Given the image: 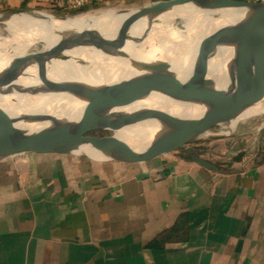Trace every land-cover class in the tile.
Returning <instances> with one entry per match:
<instances>
[{
	"label": "crops",
	"instance_id": "obj_1",
	"mask_svg": "<svg viewBox=\"0 0 264 264\" xmlns=\"http://www.w3.org/2000/svg\"><path fill=\"white\" fill-rule=\"evenodd\" d=\"M130 1L141 0L85 7ZM7 8L67 6L0 0ZM188 145L130 158L50 150L0 160V264H264V155L216 162Z\"/></svg>",
	"mask_w": 264,
	"mask_h": 264
},
{
	"label": "water",
	"instance_id": "obj_2",
	"mask_svg": "<svg viewBox=\"0 0 264 264\" xmlns=\"http://www.w3.org/2000/svg\"><path fill=\"white\" fill-rule=\"evenodd\" d=\"M202 7L209 9H238L241 17L233 24L209 37L202 44L192 75L182 80L169 69L162 70L144 61L129 58L125 51L129 40L128 28L144 17H159L175 9ZM45 11L7 8L0 9V23L14 15L40 16ZM52 17L70 19L45 12ZM77 46H92L110 55L129 59L140 70L139 76L116 88H85L80 98L85 102L78 120L35 117L27 122L48 121L46 126L28 130L18 126L0 106V160L24 152L57 150L76 153L83 146L107 158H130L146 154H163L179 150L194 139L205 134L211 138L223 135L209 131L223 120L233 121L240 113L264 98V1L246 0H162L137 9L121 25L114 38L104 36L98 30H83L70 34L61 46L48 52H35L14 62L0 77V94L9 92L11 86L24 75L26 69L37 65L43 83L62 89L69 80H51L47 64L52 60H66L65 52ZM222 47L232 48L233 56L228 64L229 84L219 88L208 77L209 62ZM152 92L164 93L178 101L192 103L203 108V113L194 117H181L159 109L128 108ZM153 120L157 127L150 142L136 149L116 133L137 123ZM98 131L110 135L98 136ZM85 156L86 154H78ZM246 155L241 150L234 157L241 162ZM190 157L210 170L218 167L198 153Z\"/></svg>",
	"mask_w": 264,
	"mask_h": 264
},
{
	"label": "bare ground",
	"instance_id": "obj_3",
	"mask_svg": "<svg viewBox=\"0 0 264 264\" xmlns=\"http://www.w3.org/2000/svg\"><path fill=\"white\" fill-rule=\"evenodd\" d=\"M139 8L94 11L70 19L52 17L45 12H42L45 16H10L6 32L0 30V77L14 62L26 56L58 49L70 34L94 29L114 38L123 22ZM216 13L220 16L216 17ZM241 15L242 11L238 9L193 7L175 9L155 18L147 16L128 28L129 40L125 51L132 61H144L162 70L169 69L182 80H187L192 75L204 41L233 24ZM178 18L184 21L185 27L181 28ZM37 43H42V48L32 52ZM65 54L66 60H52L47 64V74L51 80H69L70 85L62 89L48 86L41 81L35 64L26 69L8 93L0 94V106L18 126L35 130L49 123L27 122L35 117L78 120L85 106L79 95L85 88L120 87L141 73L129 59L106 54L92 46H77ZM232 56V48L222 47L209 62L208 77L219 88H226L229 84L228 64ZM128 109H159L181 117L198 116L204 111L198 105L178 101L161 92H152ZM262 113L264 98L240 113L233 120L231 129ZM156 127L155 121L148 120L116 134L134 148L141 149L150 142ZM78 152L102 155L88 146L81 147Z\"/></svg>",
	"mask_w": 264,
	"mask_h": 264
},
{
	"label": "rangeland",
	"instance_id": "obj_4",
	"mask_svg": "<svg viewBox=\"0 0 264 264\" xmlns=\"http://www.w3.org/2000/svg\"><path fill=\"white\" fill-rule=\"evenodd\" d=\"M162 0H141L130 2H112L109 4H100L95 7H83L77 9L76 12L70 13V9L59 10L54 12L55 14L62 16H77L84 15L86 13H95L105 10L124 8L132 9L137 7H145L153 5ZM121 6V7H120ZM104 8V9H103ZM95 11V12H94ZM216 17L220 14L216 13ZM178 18L177 22L181 26H184V21ZM7 24L0 23V30L5 33ZM42 48V43H37L33 46L32 52L38 51ZM28 57V56H26ZM24 57V58H26ZM233 121L223 120L213 129L209 131L210 134L223 135L220 138H211L203 134L189 143L187 152H192V149H198L199 152L207 155L210 159L219 162L224 157H229L231 154H235L241 150H245L248 155L262 154L264 155V113L251 117L245 122H240L234 130L231 129ZM98 136L110 135L107 131H98L95 133ZM225 153V156L223 155Z\"/></svg>",
	"mask_w": 264,
	"mask_h": 264
},
{
	"label": "built area",
	"instance_id": "obj_5",
	"mask_svg": "<svg viewBox=\"0 0 264 264\" xmlns=\"http://www.w3.org/2000/svg\"><path fill=\"white\" fill-rule=\"evenodd\" d=\"M249 2H260L264 0H246ZM58 5L61 7L67 6V8H76V9H82L86 4L89 2V0H57Z\"/></svg>",
	"mask_w": 264,
	"mask_h": 264
}]
</instances>
